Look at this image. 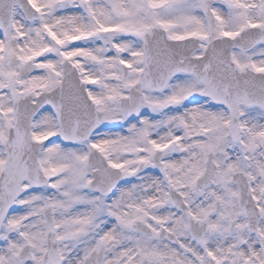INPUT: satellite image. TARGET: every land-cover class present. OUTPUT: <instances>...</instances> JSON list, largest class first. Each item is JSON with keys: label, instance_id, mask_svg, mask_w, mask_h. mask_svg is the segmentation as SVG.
Segmentation results:
<instances>
[{"label": "snow or ice", "instance_id": "obj_1", "mask_svg": "<svg viewBox=\"0 0 264 264\" xmlns=\"http://www.w3.org/2000/svg\"><path fill=\"white\" fill-rule=\"evenodd\" d=\"M0 264H264V0H0Z\"/></svg>", "mask_w": 264, "mask_h": 264}]
</instances>
